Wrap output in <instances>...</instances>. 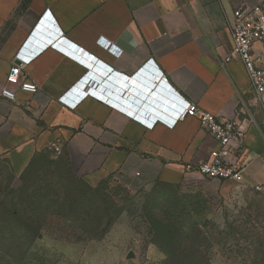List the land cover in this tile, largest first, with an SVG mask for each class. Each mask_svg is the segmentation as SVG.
<instances>
[{
    "label": "crops",
    "instance_id": "crops-1",
    "mask_svg": "<svg viewBox=\"0 0 264 264\" xmlns=\"http://www.w3.org/2000/svg\"><path fill=\"white\" fill-rule=\"evenodd\" d=\"M258 1L0 0V90L21 48L28 54L58 42L84 62L46 46L21 73L38 91L15 88L14 101L0 95V166L19 178L44 155L62 158L88 184L108 175L135 185L206 179L185 169L206 160L216 146L196 118L185 116L173 126L157 119L150 128L90 93L74 109L58 97L80 83L79 90L116 95L147 114L169 115L183 99L223 119L237 116L252 95L248 75L240 61H221L232 49L234 9ZM144 74L165 82L175 95L170 106L154 107L117 76ZM240 116L251 120L243 146L246 169L240 183L218 180L222 196L231 188L264 194V94ZM50 144L59 146L58 154Z\"/></svg>",
    "mask_w": 264,
    "mask_h": 264
},
{
    "label": "rangeland",
    "instance_id": "rangeland-1",
    "mask_svg": "<svg viewBox=\"0 0 264 264\" xmlns=\"http://www.w3.org/2000/svg\"><path fill=\"white\" fill-rule=\"evenodd\" d=\"M55 169L40 158L21 178L4 172L0 264H264L261 192L222 196L206 179L135 185L108 175L88 184ZM71 203L81 224L59 218ZM40 222L32 238L26 229Z\"/></svg>",
    "mask_w": 264,
    "mask_h": 264
},
{
    "label": "built area",
    "instance_id": "built-area-1",
    "mask_svg": "<svg viewBox=\"0 0 264 264\" xmlns=\"http://www.w3.org/2000/svg\"><path fill=\"white\" fill-rule=\"evenodd\" d=\"M231 35L233 41L232 49L222 59L221 64L224 65L234 59L240 61L247 72L252 91L250 101L239 107L238 115L232 118L223 119L183 99H177L174 104L175 109L170 111L169 115L161 112L147 114L130 107L114 95L95 92L91 88L79 90L80 83L68 89L58 97V100L66 107L74 109L78 101L85 94L90 93L95 98L107 102L111 107L150 128L157 119L165 125L173 126L178 119H182L185 116L194 117L198 120L199 125L213 137L216 141V146L210 150L206 160L197 164H187L185 169L197 172L206 179L231 180L235 183H240L242 174L246 169V162L242 156L249 121V119L247 121L240 115L249 113V105L258 103L264 94V0H259L253 5L242 3L234 9ZM99 42L105 47L110 45V42L101 39ZM255 45H259V49H256ZM46 46L62 50L78 62L84 63L75 55L60 48L58 42L48 41L42 45V48ZM42 48L28 54L23 53V48L17 52L15 58L18 62H14L9 68L6 84L0 90L2 97L9 101H14L15 88L29 93L38 91L39 87L33 81L21 79V73L24 67ZM110 49L116 54L121 52L115 49L113 45L110 46ZM157 73L160 78L162 73L160 71H157ZM162 80L166 81L165 77ZM49 149L54 154L59 153V146L56 144H50ZM255 189L262 190L259 185H256Z\"/></svg>",
    "mask_w": 264,
    "mask_h": 264
},
{
    "label": "water",
    "instance_id": "water-1",
    "mask_svg": "<svg viewBox=\"0 0 264 264\" xmlns=\"http://www.w3.org/2000/svg\"><path fill=\"white\" fill-rule=\"evenodd\" d=\"M117 76L119 77V80H120L119 83L121 85L123 83L124 84L126 83L125 85L128 86V88L130 89V85L132 84L134 86L135 92L138 93V96L140 98L146 97L147 102L149 104H152L154 107H157L159 109L165 108L166 105L170 106V99H171L170 94L175 96L173 92L169 89V87L165 84V82H157L154 76H149L146 74H144L143 77L140 76L141 78H138L137 76L134 78H125L121 75H117ZM92 90H94L95 92H99V91H96L95 89H92ZM118 98L122 102L129 105L130 107L135 108L127 100H124L123 98H120V97ZM128 257H130V255H128Z\"/></svg>",
    "mask_w": 264,
    "mask_h": 264
},
{
    "label": "trees",
    "instance_id": "trees-1",
    "mask_svg": "<svg viewBox=\"0 0 264 264\" xmlns=\"http://www.w3.org/2000/svg\"><path fill=\"white\" fill-rule=\"evenodd\" d=\"M40 158L45 159L47 161V163L50 164V166L52 165L53 167L56 168L53 171L55 174H58L59 172H62L63 174H65L68 177V179H73L76 176V174L71 170V168L68 165V163L65 160H63L62 158L59 157V158H56V159H51V158H49L47 156H44V155H40L37 158L31 160V162H30L29 166L26 168L25 172L28 171L30 168H32L33 165L36 163L37 159H40ZM4 172H5V174L9 173V175H10L9 179L16 178L10 172V170H9V168L7 166L1 165L0 166V179L4 177ZM24 173L19 178H21L24 175ZM89 188H92V187L89 186ZM74 204L75 203H71L69 205V214L68 215H60L59 218H63L64 220H66L69 223L81 224V222L83 221V219L81 218V212H78V209H77V207L74 206ZM49 214H51V213H49ZM86 215L87 216H91L90 213H87ZM39 219L40 218L37 217L35 220L38 221ZM109 225L110 224L108 222V224H106L102 228L101 232L105 233L107 231ZM79 226L81 227V230L83 232H85L87 230V228H86L87 225H79ZM42 227H43V222H40L36 228L33 229V228L30 227L29 229L27 228L26 230L27 231L29 230V232L31 231V237L32 238H36L38 236L40 228H42Z\"/></svg>",
    "mask_w": 264,
    "mask_h": 264
},
{
    "label": "bare ground",
    "instance_id": "bare-ground-1",
    "mask_svg": "<svg viewBox=\"0 0 264 264\" xmlns=\"http://www.w3.org/2000/svg\"><path fill=\"white\" fill-rule=\"evenodd\" d=\"M121 108V107H120Z\"/></svg>",
    "mask_w": 264,
    "mask_h": 264
}]
</instances>
